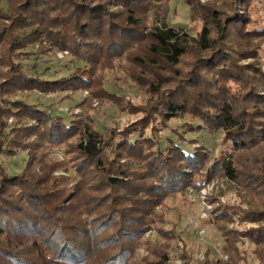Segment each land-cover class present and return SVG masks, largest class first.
Listing matches in <instances>:
<instances>
[{
  "label": "trees",
  "instance_id": "16d2710c",
  "mask_svg": "<svg viewBox=\"0 0 264 264\" xmlns=\"http://www.w3.org/2000/svg\"><path fill=\"white\" fill-rule=\"evenodd\" d=\"M184 1L203 22L197 36L169 24L167 0L0 6V264H133L145 230L166 221L156 207L218 176L242 186L239 201H223V191L209 196L228 263L249 264L238 244L248 238L264 264V18L254 16L258 0H232L231 12ZM55 51L83 64L53 79L37 63L34 72L24 67L23 60ZM117 61L146 89L144 104L106 87L101 71ZM82 88L143 115L100 131L90 115L66 121L21 96ZM176 118L188 119L185 130L173 129L176 139L163 142L160 133ZM196 131H220L223 152L192 147L184 132ZM59 146L64 160L51 157ZM22 152L20 170L10 171L5 157ZM153 250L152 262L167 264L169 253Z\"/></svg>",
  "mask_w": 264,
  "mask_h": 264
},
{
  "label": "rangeland",
  "instance_id": "374dc122",
  "mask_svg": "<svg viewBox=\"0 0 264 264\" xmlns=\"http://www.w3.org/2000/svg\"><path fill=\"white\" fill-rule=\"evenodd\" d=\"M199 1L202 3L211 1L217 6V9L231 12L232 0ZM168 2L169 9L167 12ZM256 2L260 7L255 11L254 16L259 19L264 18V1L258 0ZM167 4L163 9L166 8L164 15L167 16L168 14L169 24L178 30L197 36L203 22L197 13L192 14L191 6L184 0H167ZM0 6L6 8L8 6L7 0H0ZM259 24L264 26V19ZM260 52L264 65V44ZM22 62L28 71H33L34 65L37 63L36 68L42 76L52 79L66 76L74 71L77 66L83 64L74 60L68 51H55L39 59L32 58ZM123 66L122 62L118 64L117 61L114 66H107L101 71L106 87L111 92L131 100L136 105L144 104L149 94L143 86L138 85L128 76ZM21 96L28 102L45 105L51 112L63 116L66 121L90 115L94 120V125L100 131L108 130L114 126L123 128L143 115V112L140 111L131 112L128 109H122L113 100H102L86 88L51 94L33 90L24 92ZM186 120L188 119H173L170 122V127L160 133L162 141L165 142L169 137L176 139L172 130L175 128L185 130L183 124ZM11 122L12 117L9 119V123ZM184 134L188 140L196 142L191 145L192 147L199 144L205 145L211 149L213 155H220L223 152L221 146L222 133L220 131L213 134L201 131L184 132ZM188 140L184 141L185 145H188ZM51 157L55 160H64L67 158V154L64 148L59 146L54 148ZM24 158H26V153L22 152L13 158L5 157V161L10 171L17 172L20 170L19 166L23 165ZM57 173L63 174V172ZM239 186L242 187L241 185L237 186L235 181L229 182L228 179L218 176L200 189L189 185L184 191L171 194L163 206L156 207L157 213L163 214L166 221L151 223L145 230L135 248L133 264H156L152 262L157 260L153 249H161L163 254L169 253L167 264H185V261L189 259L191 264H203L209 257L210 259L221 257L225 264H229L228 260L231 257L229 258L223 233L210 222L211 207L213 206L210 197L211 195H220L223 191V201H239L237 193ZM238 244L241 250L248 252L249 264H260L253 253L255 246L248 238L244 239V243L239 242Z\"/></svg>",
  "mask_w": 264,
  "mask_h": 264
}]
</instances>
